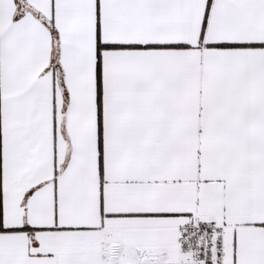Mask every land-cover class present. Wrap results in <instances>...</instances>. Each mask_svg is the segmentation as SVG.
Wrapping results in <instances>:
<instances>
[{
	"label": "snow or ice",
	"instance_id": "6c2138e0",
	"mask_svg": "<svg viewBox=\"0 0 264 264\" xmlns=\"http://www.w3.org/2000/svg\"><path fill=\"white\" fill-rule=\"evenodd\" d=\"M0 264H264V0H0Z\"/></svg>",
	"mask_w": 264,
	"mask_h": 264
}]
</instances>
